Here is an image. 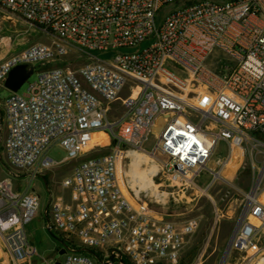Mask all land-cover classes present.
<instances>
[{
  "label": "built area",
  "instance_id": "obj_1",
  "mask_svg": "<svg viewBox=\"0 0 264 264\" xmlns=\"http://www.w3.org/2000/svg\"><path fill=\"white\" fill-rule=\"evenodd\" d=\"M0 7L49 39L0 61V91L16 65L36 73L24 93L4 99L0 142L9 166L25 174L0 179V264H179L198 219H165L150 204L206 194L221 178L210 167L221 142L262 157L252 164L229 251L264 249V0H0ZM70 51L88 61L54 64ZM98 132L107 145L88 142ZM101 146L110 151L89 154ZM53 147L65 156L51 158ZM134 152L161 158L164 180L154 193L135 182ZM215 162L221 168L227 158ZM66 165L69 201H50L44 222L58 239L54 251L64 253L47 260L25 231L39 196L29 186L15 190L13 180L27 177L30 185ZM206 171L211 181L202 186ZM258 260L251 262L264 264V254Z\"/></svg>",
  "mask_w": 264,
  "mask_h": 264
},
{
  "label": "rangeland",
  "instance_id": "obj_2",
  "mask_svg": "<svg viewBox=\"0 0 264 264\" xmlns=\"http://www.w3.org/2000/svg\"><path fill=\"white\" fill-rule=\"evenodd\" d=\"M36 42L47 43L49 39L37 25L13 16L0 7V61ZM95 57L105 59L109 56L96 53ZM87 61L86 56H78L75 51H70L63 62H54V64L77 68ZM168 69L180 76L182 74L178 66L168 65ZM35 79L36 73L31 75L29 82H33ZM26 88L27 83L22 85L19 93H24ZM183 92L189 96H194L193 93ZM8 95V90L3 89L0 91V124L3 127V133H6L3 111L4 99ZM110 148V146H101L98 150L89 154L107 153ZM49 154L54 160H60L65 156V152L57 147H53ZM224 158H227V162L230 161V165L218 168L215 161ZM261 159L260 154L231 152L227 145L221 142L216 146L210 163L211 168L220 171L221 178L215 182L206 194H190L185 203L168 201L164 205L150 204V207L165 219H185L189 217L198 219V226L195 231L185 240L179 264L221 263L233 230L244 213V194L254 181L252 164L256 162L259 164ZM155 160L159 162L161 158L156 156ZM71 167L72 165H66L50 169L33 179L30 185L27 177L13 180L15 190L23 191L29 186L39 196L40 206L37 216L27 225L26 232L30 238L34 239L39 254L47 260L61 259V256L54 251L57 242L44 228L45 210L52 200L69 201L70 194L63 187L62 179L71 172ZM140 167L144 168L146 164H142ZM10 173L13 175L25 174L9 166L6 161L4 145L0 142V179L9 176ZM161 176V174L156 176V184L163 182L164 179ZM199 181L202 186L210 183L211 175L209 172L206 171ZM247 255L246 253L230 252L228 250L224 263L250 264L251 261L246 260ZM38 264L48 263L38 260Z\"/></svg>",
  "mask_w": 264,
  "mask_h": 264
},
{
  "label": "bare ground",
  "instance_id": "obj_3",
  "mask_svg": "<svg viewBox=\"0 0 264 264\" xmlns=\"http://www.w3.org/2000/svg\"><path fill=\"white\" fill-rule=\"evenodd\" d=\"M199 102L201 104H207L209 102V98L207 96H203L200 98ZM161 121H162L161 118L158 119L156 127L158 124L161 123ZM87 140L90 144L92 143H99L101 145L108 144V137L105 133L102 132L88 135ZM132 155L134 157V161L130 170L133 176L135 177L136 184H138L139 189L147 190V191L150 190L152 193H154L157 188L155 178L159 169L157 161L153 157L140 152H134L132 153ZM142 164H146V167L141 168L140 166ZM229 165H230V161L228 160L225 166L227 167ZM258 198L264 202V190H262L259 193ZM263 254H264V249L254 246L248 251V257H246V260L249 259V261H251L253 259L255 260L260 259L258 261H261V257ZM224 264H229V263L226 262ZM250 264H252V262Z\"/></svg>",
  "mask_w": 264,
  "mask_h": 264
},
{
  "label": "water",
  "instance_id": "obj_4",
  "mask_svg": "<svg viewBox=\"0 0 264 264\" xmlns=\"http://www.w3.org/2000/svg\"><path fill=\"white\" fill-rule=\"evenodd\" d=\"M32 73H33V67L28 66L26 64L16 65L9 71L7 75V78L4 82L5 88L10 92H17L22 87V85L26 82V80L30 77ZM53 238L55 239V241L58 240L55 236H53ZM230 242H231V238L228 243V247L224 253V257L220 264H224V258L228 250L230 249ZM63 253H64V250L59 251V255ZM55 264H59V262L56 261Z\"/></svg>",
  "mask_w": 264,
  "mask_h": 264
},
{
  "label": "crops",
  "instance_id": "obj_5",
  "mask_svg": "<svg viewBox=\"0 0 264 264\" xmlns=\"http://www.w3.org/2000/svg\"><path fill=\"white\" fill-rule=\"evenodd\" d=\"M27 227V226H26ZM25 231H26V228H25ZM26 234H27V232H26ZM28 236V235H27ZM29 237V236H28ZM52 237V236H51ZM30 238V237H29ZM31 239V241L33 242V243H35V241H34V239L33 238H30ZM54 248H56V246L54 247ZM55 250V249H54Z\"/></svg>",
  "mask_w": 264,
  "mask_h": 264
}]
</instances>
